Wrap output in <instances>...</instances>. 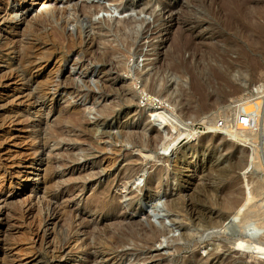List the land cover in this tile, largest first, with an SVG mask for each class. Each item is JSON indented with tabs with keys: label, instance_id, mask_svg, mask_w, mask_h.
I'll return each mask as SVG.
<instances>
[{
	"label": "rangeland",
	"instance_id": "obj_1",
	"mask_svg": "<svg viewBox=\"0 0 264 264\" xmlns=\"http://www.w3.org/2000/svg\"><path fill=\"white\" fill-rule=\"evenodd\" d=\"M72 1L74 2L71 3L74 4L76 2L75 7L78 17H74L73 11H70L69 8L66 7L67 5L65 4L67 3L65 0H25V2L21 4L17 2V5H15L16 9H29L27 16L21 19L24 23L22 21L20 22V19L15 20L14 18L6 19L5 22L0 20V176L5 175L7 178L10 174H17V177L12 179L11 183L6 179L4 183L0 181V194H3V198H6L7 202L5 210L10 212V216L4 214L7 218L5 216L3 217L2 221L5 222H3V226L5 230H8L7 233L9 236H12L9 238V243H11L10 241L14 242L11 243V248H4L0 251V257H4L6 260L7 258L8 260L11 258V264H187L188 262V264H201V259H204L202 264H264V260L261 262L259 258L261 257L260 254L251 256L252 259L248 256L252 253H256L255 250L246 251L244 248H239L233 244V238H235L234 236L236 234L232 232L230 228L218 227L199 231V228L197 229L196 227V224H198L197 218H199L198 216L200 213L205 214L209 211L203 204V199L201 198V189L204 187L218 186L219 188H224L228 183L233 184V182L242 186L244 181L246 182L247 180L250 183H259L264 186V138L259 136L260 132L257 131L258 124L260 126L258 119L261 112L263 113L264 110V102L262 100L264 99V91L259 93L261 94L260 98H262L260 99L256 98V92L249 90L254 85L262 82L264 78V15H261L264 13V0H231L235 1L236 4L234 2H232L234 3L232 4L230 0ZM225 1L228 2L225 3ZM109 4L111 7L108 13L97 10V7L102 5L109 6ZM221 4L226 7H223ZM49 5L57 9L60 8L63 13L62 19H71V21L69 20L68 22L69 24L63 25L61 24L62 21H58L60 19L57 20L56 18V22L48 18L47 13L45 14V12H47L45 9H47ZM235 5H238V7L236 6L237 9ZM123 6H126V11L120 9V7ZM77 7L80 11L82 9V11L80 12ZM86 7H90L89 10H95L91 15L93 18L88 16L94 30H91L93 31L91 32L89 31V27H86L88 30L84 29V32L80 33L78 28H80L81 24L84 25L85 23L83 22V17L85 16L82 15L86 9L88 10ZM8 9L10 8L8 7ZM6 14V11H2L0 17ZM38 15L40 17H38ZM42 16L44 20H46L47 25H45L46 27L42 29L41 33H36L40 36L38 39L36 34L29 33L32 28L29 29L26 23L28 21L30 23L33 19H43ZM102 17H109L113 21L129 20L132 22L130 28H133L132 32L136 36L133 35L131 41L133 45H130L128 47L129 49L127 47L125 48L123 45L124 43L121 44L119 41H113L114 39L112 36L97 30V28L100 29ZM76 20H78V22L81 21L78 23V26L76 25ZM73 21L76 23H71ZM57 24L59 26L61 25L60 27H63L64 31ZM36 26V24H33V28L36 29ZM25 28L27 29L25 30ZM48 29L55 30L51 32ZM73 29L75 31H73ZM22 30L25 31L21 36L22 33L19 32ZM70 31H73L72 34L74 35H72ZM48 32H50L51 35H49ZM86 32L95 36L96 43L98 39L101 41V37L105 38L106 44H104L112 49L113 56L109 55L110 58L108 57L105 59L102 64L94 62L92 55L94 52L92 53L91 50H96L97 52L96 46L99 44L97 43L96 46H93L92 44L86 43L89 40ZM67 34L71 35L68 36ZM81 34L84 35H82L83 39L80 37ZM49 36L53 38L57 37V39L51 40L52 37L49 38ZM59 37L62 39H59ZM42 39L44 40L42 41ZM68 39L71 41V44L67 43L69 42ZM17 40L34 46V49L26 54L29 57L25 56L20 62L18 55L13 57L12 54L13 47L19 45ZM56 40L57 42H55ZM250 40L253 41V44H250ZM62 42H64V44ZM57 44L58 46H56ZM141 44L143 45L141 46ZM66 45H70L69 47L73 49L71 50ZM109 45H111V47ZM253 45L255 48H253ZM100 47L102 48V46ZM141 50L143 56H138L137 53ZM78 52L81 55H79ZM39 55L41 56L38 57ZM43 56L45 58H43ZM147 57H150V61L146 60ZM74 61H81L82 68H86V72L84 73L85 76L84 74H80V70H76L75 72H73V70L70 71V66ZM117 62L118 66L116 64ZM259 63H261V66L258 65ZM11 64H14V69L22 67V69L28 68V70H31L32 76L28 75L26 79L27 81H31L33 86L30 87L25 85L24 82L26 81L23 82L19 77H16L15 70L9 67ZM120 65L122 66L119 71ZM100 68L104 74L100 72L101 74L99 73V77L101 79L103 78L105 81H103L102 87L97 81L98 70ZM256 70L257 72H255ZM151 72L154 74L155 82L157 81L156 86L154 85L155 91L150 84L151 82H148ZM78 75H80L82 79L84 78L85 86L82 87L79 85L81 83L77 81L78 78L72 79L74 82L71 81L70 78ZM147 76L148 78H146ZM34 82H43L42 84L48 82L49 85L46 90H34L33 88L36 86H34ZM59 82L61 83L59 84ZM96 83L100 87L99 91L95 89ZM104 83H106L107 87ZM236 84H238V88L234 87ZM108 85H110V87ZM73 86H78L79 89L77 87L72 88ZM86 87L89 89H86ZM92 88L95 90H92ZM102 91L105 94L102 93ZM249 98L250 100L245 103ZM66 100H68V102ZM38 106H42L41 108L43 111H52L50 117L46 121H43L40 128H49L51 125H57L56 123L58 119H60V116L65 117V119L71 118V116L69 117L68 115L76 117L74 118L75 120L81 116L80 120H78L82 123H86L85 119L86 121L92 119L91 121L89 120L90 122L87 121V123H91L99 117L96 111H101L102 107L105 109L110 106L112 115L107 117L105 123L102 124L98 131V133H101V131L106 133L101 136V139L100 136H97L98 134L93 138L94 142L96 141V148L95 146H92V148L86 141L83 142L84 140H82L83 143L77 142L79 137L78 132L76 133L77 130H75L74 133V131L70 132L67 129V131L64 130L62 141L56 140L57 142L48 141L49 143H46L44 147L45 155L41 156L39 152L35 155L32 154V150L38 145L39 141V136H37L39 132L35 133L37 127H34L38 121ZM234 106H237V109L241 112L249 113L246 119L249 120L251 125L243 127L242 129L245 131H256L254 134L257 139L255 138L256 140L254 143L247 141L245 145L242 146L232 140H226L229 137L225 134L226 132L222 133L223 131H227L224 127V125H226L224 122H226L227 119L224 115L226 111L225 108L228 110ZM81 107L85 109L83 110ZM91 107L93 109H91ZM151 107L155 109L154 113L157 119L159 118L157 116L158 114L160 115L164 112L171 113L183 121L190 122V127L198 132L201 137L190 144H185L186 139L174 133L170 126L169 133L163 136L161 132L165 124L161 126L156 125V123L152 122V119L149 120L147 118L149 114L147 110ZM91 110L93 112H91ZM85 112L89 113H86V115ZM228 113L230 114V112ZM116 127L123 128L122 130L124 131L122 132L124 133L126 131L128 133L127 135L136 131L132 139H138L140 143L139 146H135L125 132V142L120 144L118 142L113 143L112 141L111 145L113 147L109 146L108 149V146H106V149L103 151L104 143L108 144L110 139L113 140L111 136L118 131ZM107 133L109 134L107 135ZM141 134H143L142 137L139 136ZM149 135L152 137L150 138ZM157 135H160V137L162 136V140L157 141ZM219 135L225 137L222 139ZM108 137L110 139H108ZM75 138L77 139L75 140ZM152 138L155 139L153 140ZM64 140L67 143H65ZM69 140L72 141L69 142ZM205 140L208 141L206 142ZM79 141H81L80 138ZM143 141H146V146L143 145ZM153 141H157V143L155 142L154 144ZM119 145L121 146L120 148H118ZM98 146H102L101 149H99L100 147L97 148ZM189 146L191 147L187 149ZM239 147H241V150L238 149ZM114 149H119V153ZM184 149H187V151H196L191 164L185 163ZM252 149H254V151L256 150L257 152H255V154L259 155L258 158L254 157L252 168L245 174L244 169L237 168L234 171L235 173H233V179L227 178V180L225 178L222 180L220 174L224 171L223 169L228 168L230 164L234 163L236 161L235 157L238 154V156H240L244 154L242 152L248 153L251 152ZM246 150L248 151L246 152ZM63 152H66L68 155L74 154L78 157H76L78 161H80H69L68 165L65 167L63 164V156L65 155L67 157L68 155ZM89 153L91 154L89 155ZM101 156L102 159H100ZM113 157H115V161L113 160L111 168L107 172H102L101 164L107 160V158L114 159ZM16 160L22 161L24 164L20 166H16L15 164L11 165V163ZM45 161H52L49 162L51 174L53 173V189H49L51 191L50 193L44 191V186H40V178H42L45 168ZM41 165L42 169L37 170L38 166ZM128 165L133 166L134 169L125 172V176L128 175L127 178L125 177V180H127L125 181L122 178L123 170ZM215 169L220 172L217 174V171H214ZM158 170H160L158 178L150 177V175ZM19 171L24 172L25 175L22 176L16 173ZM183 171L186 174H184L185 177H182L180 174ZM87 173L92 174L93 178H87L84 185L80 186L79 180L74 181L75 177H78L76 175L82 174L87 176L85 175ZM28 174L30 178L27 177ZM208 174L214 177L211 175L208 176ZM123 182L126 184L124 187L121 186ZM157 185L160 187L157 188ZM251 185L252 184H249V187H251ZM104 186H109L110 197L108 198H110L112 203L114 202L120 205L119 211L112 210L111 208H104L106 210L99 209L100 207L90 199L95 190ZM4 187L7 188L8 191L3 192L2 189ZM197 187L201 188L198 189ZM194 188H197L199 191ZM48 195L55 196L54 199L52 198L49 209L45 203L49 199L46 197ZM138 196L143 197L140 200L137 199ZM172 196L177 197L176 199L183 207V213L185 214L187 212L188 216H191L190 221H192V223L190 222V224H188L181 222L182 219L180 216H177L178 214L170 211L166 206L169 204V200L174 198ZM262 197L263 196H260V199L258 198L259 200L257 199L256 201L257 203L262 201V205H264V197ZM50 209L60 210H57L58 212L56 211V213L54 212L53 215L49 216L48 214L51 212ZM64 209L66 211H64ZM211 210L210 213L212 217H218L217 215H220V212L217 214L216 210ZM63 213L64 216L62 215ZM67 216H69V218ZM66 217L68 219H66ZM147 222L152 226L154 225L153 227H159L164 231V235L159 237L157 239L158 241L156 240L150 247L146 249L144 247L143 249V246H138L141 242L135 238L134 240L129 239L126 241V244L125 242L122 243V247L121 245H119V247L109 246L108 242L110 239L107 237H111L112 234L114 235V230H116V232H118L119 229L125 231L130 227L129 229L135 230V232L139 234L138 236L136 234V236L139 237L140 235H144L148 229ZM70 226L73 229L70 228ZM127 226L128 228H126ZM188 226L192 229L189 230ZM66 227L69 229L67 230ZM44 228L48 230L47 232L48 234L50 233V236L47 234L43 244L38 242V245H34L36 249L35 247H30V244H32L31 241H29V239L31 240L32 238L31 234L35 233L37 237H40L43 234ZM101 228L106 229L105 232L109 234L106 233L96 245L91 244L93 241H91L92 237L90 236H92L97 229ZM110 229L113 230L111 231ZM71 230H76L78 234L74 231L71 232ZM183 230H187L188 233L192 231V235L189 233L191 236L189 241L183 237L184 232H186ZM64 232H66L67 236ZM90 233L92 234L90 235ZM188 233L186 232L185 234ZM261 233L263 235L264 230H262ZM53 235H55V238ZM56 238L57 241L60 242V244L57 243V246H62V249L58 254L59 256L56 255L55 258L52 257L48 246L52 241L56 242ZM100 241H104V243L102 242L103 244H101ZM134 241H136V246L133 244ZM105 244L108 246L106 245V247H103ZM74 249H76L78 253ZM191 257H195L196 261H192ZM188 258L191 259L189 260ZM197 259L199 261H197ZM254 259L260 263L254 261Z\"/></svg>",
	"mask_w": 264,
	"mask_h": 264
},
{
	"label": "bare ground",
	"instance_id": "obj_2",
	"mask_svg": "<svg viewBox=\"0 0 264 264\" xmlns=\"http://www.w3.org/2000/svg\"><path fill=\"white\" fill-rule=\"evenodd\" d=\"M66 1V3L67 4H65V5H67L66 7L67 8H69V10L70 11H73L72 13H73V15H74V17H78V14H77V9H76V7H75V4H76V2H75V4L74 3H71V2H74V1H72V0H65ZM112 2V0H108V2ZM118 1V0H117ZM224 1V0H223ZM231 1V0H230ZM17 2H19L20 4L22 3V2H25V0H0V14H1V12L2 11H6V15H4V16H1L0 17V20L3 22H5V20L6 19H12V18H14L15 20H18V19H20V22L22 21L21 19L22 18H24V17H26L27 16V14L29 13V9H27V8H22V9H16L15 8V5H17ZM216 2V1H215ZM228 2V1H227ZM226 1H225V3H227ZM232 2H234L235 3V1H231V3ZM222 3V2H221ZM224 3V2H223ZM230 3V4H231ZM234 3H232V4H234ZM20 4H19V6H20ZM220 4V3H219ZM236 4V3H235ZM238 4V3H237ZM50 5H52V4H50ZM50 5L47 7V9H45L47 12H45V14L47 13V15H48V18H51V19H53V20H55L56 18H57V20L58 19H60V20H58V21H62L61 22V24H63V25H68L69 23V20L71 21V19H69L68 20V18H64V19H62V15H63V13H62V11L60 10V8L59 9H57V8H55V7H50ZM78 5V4H77ZM222 6H223V4H221ZM220 5V6H221ZM229 5V4H228ZM18 6V7H19ZM98 6V5H97ZM225 6V5H224ZM223 6V7H224ZM232 6H234V5H232ZM238 7V5H235V7ZM8 7L10 8V9H8ZM50 7V8H49ZM65 7V8H66ZM84 7V6H83ZM110 7H111V5L109 4V6H105V5H102V6H99V7H97V10H99V11H102V12H109V10H110ZM226 7V6H225ZM237 7H236V9H237ZM78 8V7H77ZM86 8H88V10H89V8L90 7H86ZM86 8H84V9H86ZM220 8V7H219ZM222 8V7H221ZM61 9H63V8H61ZM91 9H93V8H91ZM95 9V8H94ZM120 9L122 10V11H126L127 10V8H126V6H123V7H120ZM224 9V8H223ZM222 9V10H223ZM227 9V8H226ZM234 9V8H233ZM78 10L80 11V9L78 8ZM87 9L83 12L84 14L82 15V16H85V17H83V22H85L84 23V25L83 24H81L80 25V28H78L77 26H78V23H80L81 21H79L78 22V20H76L77 21V28H78V31H80V33H82V32H84V29H87L88 30V28H86V27H89V31H91V30H94V28L92 27V23L90 22V20H89V17L88 16H91L92 14H93V11H95V10H89L88 11ZM221 10V11H222ZM263 10H264V8H263ZM78 11V12H79ZM81 11H82V9H81ZM80 11V12H81ZM220 11V12H221ZM225 11V10H224ZM233 11V10H232ZM231 11V12H232ZM97 12V11H96ZM223 12V11H222ZM237 12V11H236ZM67 13V12H66ZM106 13V14H107ZM233 13V12H232ZM262 13H263V11H262ZM71 14V13H70ZM72 15V16H73ZM232 15V14H231ZM261 15H264V13L263 14H261ZM261 15H260V17H261ZM44 16V15H43ZM42 16V17H43ZM81 16V17H82ZM108 16V15H107ZM38 17H40L39 15H38ZM38 17H36V18H38ZM67 17V16H66ZM92 17V16H91ZM35 18V17H34ZM46 18V17H45ZM47 18V19H48ZM93 18V17H92ZM103 19L101 20V24H100V29H98L97 28V30H100V31H102V32H104L105 34H108V35H110V36H112L113 37V41H119V42H121V44L122 43H124L123 45L125 46V48L127 47H129L130 45H133L132 44V39H133V35H135V34H133V32H132V29L130 28V26H131V24H132V22L131 21H127V20H118V21H113L111 18H109V17H102ZM264 18V17H263ZM75 19H77V18H75ZM74 19V20H75ZM78 19H80V18H78ZM32 20V19H31ZM57 20H55L56 22H57ZM259 20H261V19H259ZM49 21V20H48ZM23 22V21H22ZM54 22V21H53ZM24 23V22H23ZM31 23V24H30ZM29 23V21L26 23V25L29 27V29L30 28H32L30 31H29V33H34V34H36V33H41V31H42V29H44V27H46L45 25H47L46 24V20H44V17H43V19H41V18H38L37 20H35V19H33L31 22ZM49 23V22H48ZM71 23H74V21L73 22H71ZM76 23V22H75ZM74 23V24H75ZM33 24H36L37 26V28L35 29V28H33ZM95 24V23H94ZM58 25V24H57ZM70 25H72V24H70ZM83 25V26H82ZM147 25V24H146ZM261 25V24H260ZM264 25V24H263ZM26 26V27H27ZM35 26V25H34ZM59 26V25H58ZM61 26V25H60ZM59 26V27H60ZM27 27V28H28ZM70 27V26H69ZM97 27H99V26H97ZM264 27V26H263ZM27 28H25V30L27 29ZM61 29H63V27H60ZM64 28H65V26H64ZM67 28V27H66ZM72 28H74V27H72ZM96 28V27H95ZM147 28V27H146ZM68 29V28H67ZM70 29V28H69ZM259 29H260V27H259ZM24 30V31H25ZM49 31H51L52 32V30H53V32H54V30L55 29H52V30H50V29H48ZM47 30V31H48ZM71 30V29H70ZM82 30V31H81ZM96 30V29H95ZM262 30V29H261ZM261 30H259V31H261ZM264 30V29H263ZM23 30L21 31V32H19V33H22L21 34V36L24 34L23 32H24ZM28 31V30H27ZM63 31H64V29H63ZM73 31H75L74 29H73ZM72 31V32H73ZM89 31H87V32H89ZM71 32V31H70ZM72 32H71V34H72ZM76 32H77V30H76ZM86 32V33H87ZM91 32H93V31H91ZM258 32V31H257ZM49 33V35H51V33L50 32H48ZM55 33H56V31H55ZM98 33V32H97ZM27 34H28V32H27ZM53 34V33H52ZM71 34H69V35H71ZM25 35H26V32H25ZM33 35V34H32ZM37 35V38L38 37H40L39 36V34H36ZM41 35H44V34H41ZM48 35V34H47ZM54 35V34H53ZM52 35V36H53ZM68 35V34H67ZM68 35V36H69ZM72 35H74V34H72ZM82 35L83 34H81L80 35V37L82 38ZM86 35H88L87 37H88V42H86V43H88V44H92L93 46H96V44L98 43L99 45H97L96 46V49L98 50L97 52H96V50H91V52L93 53L92 55H93V60H94V62H96V63H98V64H102L103 62H104V60L105 59H107L108 57L110 58V56L109 55H111V56H113V51H112V49H110L109 47H107V46H105V44H106V40H105V38H103V37H99L100 38V40L101 41H99V39H98V41H97V43H96V41H95V36H93V35H91L90 33H87ZM96 35V34H95ZM98 35V34H97ZM99 35H100V33H99ZM263 35V34H262ZM52 36H49V38L50 37H52ZM56 36H58V35H56ZM79 36V35H78ZM84 36V35H83ZM136 36V35H135ZM45 37V36H44ZM77 37V36H76ZM86 37V38H87ZM2 38H3V36H2ZM69 38V37H68ZM72 38V37H71ZM257 38V37H256ZM262 38V37H261ZM39 39V38H38ZM41 39V38H40ZM55 40V39H57V37H52V39L51 40ZM59 39H62L61 37H59ZM58 39V40H59ZM64 39V38H63ZM76 39V38H75ZM79 39V38H78ZM77 39V40H78ZM83 39V38H82ZM97 39V38H96ZM263 39V38H262ZM44 39H42V41H43ZM50 40V41H51ZM69 40V39H68ZM72 40H73V38H72ZM79 40H81V39H79ZM78 40V41H79ZM18 41V40H17ZM62 41V40H61ZM251 42H250V44L253 42L252 40H250ZM257 41H259V40H257ZM263 41H264V39H263ZM45 42V41H44ZM55 42H57V40L55 41ZM71 41L69 40V42H67L68 44H71L70 43ZM79 42H81V41H79ZM100 42V43H99ZM260 42V41H259ZM9 43V42H8ZM18 43H19V45H16V47H13V49H12V54H13V57H15L16 55H18V57H19V62L20 61H22L24 58H25V56H27V57H29L28 55H26L27 54V52H30L32 49H34L33 47L34 46H30L31 44H26V43H23L22 41H18ZM23 43V44H22ZM59 43H60V41H59ZM63 44H64V42H62ZM105 43V44H104ZM256 43V42H255ZM263 43V42H262ZM55 44V43H54ZM73 44V43H72ZM77 44V43H76ZM253 44V43H252ZM60 45H61V43H60ZM78 45V44H77ZM80 45V44H79ZM123 45H122V47H123ZM143 44H141V46H142ZM56 46H58V44L56 45ZM67 46V45H66ZM70 46V45H69ZM69 46H67L68 48H70ZM72 46V45H71ZM88 46V45H87ZM100 46H102V48L100 47ZM110 47H111V45H109ZM139 46V45H138ZM137 46V47H138ZM254 46V45H253ZM67 47H65L66 49H68ZM258 47V46H257ZM263 47V46H262ZM81 48V47H80ZM113 48V47H112ZM253 48H255V46L253 47ZM259 48V47H258ZM261 48V47H260ZM54 49V48H53ZM71 49V48H70ZM73 49V48H72ZM71 49V50H72ZM87 49V48H86ZM95 49V48H94ZM114 49V48H113ZM116 49V48H115ZM129 49V48H128ZM136 49V48H135ZM51 50H52V48H51ZM50 50V51H51ZM79 50V49H78ZM261 50V49H260ZM46 51V50H45ZM49 51V52H50ZM53 51V50H52ZM135 51V50H134ZM256 51H257V49H256ZM263 51V50H262ZM26 52V53H25ZM88 52H89V50H88ZM90 52V53H91ZM7 53V52H6ZM244 53V52H243ZM259 53V52H258ZM78 54H79V52H78ZM138 54V56H143L142 55V50L140 51V52H138L137 53ZM248 54V53H247ZM262 54V53H261ZM77 55V54H76ZM79 55H81V54H79ZM90 55V54H89ZM156 55V54H155ZM245 55V54H244ZM41 55H39L38 57H40ZM60 56V55H59ZM145 56V55H144ZM147 56V55H146ZM247 56H249V55H247ZM264 56V55H263ZM2 57V56H1ZM5 57V56H4ZM35 57V56H34ZM76 57H78V56H76ZM80 57V56H79ZM92 57V56H91ZM245 57V56H244ZM262 57V56H261ZM43 58H45L44 56H43ZM60 58V57H59ZM83 58V57H82ZM248 58V57H247ZM254 58V57H253ZM253 58H252V60H253ZM18 59V58H17ZM47 59V58H46ZM81 59V58H80ZM90 59V58H89ZM243 59V58H242ZM249 59V58H248ZM30 60H32V59H30ZM50 60V59H49ZM77 60V59H76ZM79 60V59H78ZM84 60V59H83ZM146 60H149L150 61V57H147L146 58ZM251 60V61H252ZM256 60V59H255ZM26 61V60H25ZM39 61V60H38ZM240 61V60H239ZM254 61V60H253ZM257 61V60H256ZM33 62V61H32ZM35 62V61H34ZM240 62H242V61H240ZM47 63V62H46ZM236 63H238V62H236ZM247 63V62H246ZM255 63V62H254ZM256 63H258V62H256ZM84 64V63H83ZM87 64V63H86ZM117 64V66H118V62L116 63ZM252 64H253V62H252ZM261 63H259L258 65L259 66H261L260 65ZM231 65H232V63H231ZM250 65V64H249ZM257 65V64H256ZM14 64H11L9 67H12V69L13 70H15V75H16V77H19L20 78V80H22L23 82L24 81H26V82H24V84L25 85H27V86H33V83L31 82V81H27V79H26V77L29 75V76H32V73L30 72L31 70H28V68L27 69H22V67H18V69H14ZM19 66V65H18ZM21 66V65H20ZM85 66V65H84ZM97 66V65H96ZM121 66L122 65H120V69H119V71L121 70ZM253 66H254V64H253ZM253 66H251V67H253ZM259 66H258V68H259ZM264 66V65H263ZM262 66V67H263ZM57 67V66H56ZM55 67V68H56ZM232 67V66H231ZM22 70H21V69ZM60 68V67H59ZM68 68V67H67ZM103 68V67H102ZM122 68H124V67H122ZM153 68V67H152ZM253 68H255V67H253ZM257 68V69H258ZM261 68V67H260ZM30 69V68H29ZM34 69V68H33ZM69 69V68H68ZM107 69V68H106ZM224 69H226V68H224ZM229 69V68H228ZM263 69V68H262ZM261 69V70H262ZM73 70V72H75L76 70H80V74L81 75H83L85 72H86V68H82V63H81V61H74V63H72L71 64V66H70V71H72ZM102 69L100 68L98 71V78H97V81H98V83L99 84H101V87H102V85H103V78L101 79L100 77H99V73L101 72V73H103L102 71H101ZM123 70V69H122ZM153 70V69H152ZM151 70V71H152ZM227 70V69H226ZM255 70V69H254ZM253 70V71H254ZM33 71V70H32ZM69 71V70H68ZM153 71H155V70H153ZM252 71V72H253ZM14 72V71H13ZM105 72H107L106 70H105ZM156 72V71H155ZM255 72H257V70L255 71ZM255 72H253V73H255ZM258 72H260V71H258ZM68 73V72H67ZM66 73V74H67ZM89 73V72H88ZM100 73V74H101ZM158 73V72H157ZM224 73V72H223ZM227 73V72H226ZM263 73V72H262ZM34 74V73H33ZM104 74V73H103ZM107 74H108V72H107ZM259 74V73H258ZM73 75V74H72ZM90 75V74H89ZM260 75H261V73H260ZM264 75V74H263ZM34 76V75H33ZM56 76V75H55ZM67 76V75H66ZM84 76H85V74H84ZM93 76V75H92ZM103 76V75H102ZM145 76V75H144ZM150 77L148 78V76L146 77V78H148V82L152 85V87L154 88V91H155V86H156V82H155V80H154V74H152V72H151V75H149ZM228 76V75H227ZM35 77H37V76H35ZM52 77V76H51ZM59 77V76H58ZM264 77V76H263ZM49 78V77H48ZM74 78H78V80L77 81H79V83H81V84H79L80 86H85V81L81 78V76L80 75H78V76H73V78H70L71 79V81H73L72 79H74ZM89 78V77H88ZM261 78V77H260ZM47 79V78H46ZM50 79V78H49ZM69 79V78H68ZM67 79V80H68ZM87 79V78H86ZM93 79V78H92ZM91 79V80H92ZM255 79V78H254ZM52 80H53V78H52ZM58 80V79H57ZM75 80V81H76ZM158 80V79H157ZM262 80V79H261ZM49 81V80H48ZM50 81H51V79H50ZM49 81V82H50ZM59 81V80H58ZM92 81H94V80H92ZM145 81L147 82V80L145 79ZM144 81V82H145ZM57 82V81H56ZM69 82H70V80H69ZM74 82V81H73ZM84 82V83H83ZM101 82V83H100ZM105 82V81H104ZM155 82V83H154ZM35 84H34V90L36 89V90H46L47 89V87H48V85H49V83L48 82H44V84H42L43 82H34ZM61 82H59V84H60ZM65 83V82H64ZM76 83V82H75ZM87 83V82H86ZM89 83H91V82H89ZM93 83V82H92ZM42 84V85H41ZM65 84H68V83H65ZM73 84V83H72ZM105 84V86H106V83H104ZM146 84V83H145ZM148 84V83H147ZM51 85V84H50ZM56 85V84H55ZM76 85V84H75ZM87 85H89V84H87ZM155 85V86H154ZM235 85V84H234ZM54 86V85H53ZM61 86V85H60ZM67 86V85H66ZM109 87H110V85H108ZM71 87V86H70ZM77 88H78V86H76ZM76 87H72V88H76ZM88 87H90V86H88ZM93 87V86H92ZM96 87V88H95ZM95 87H93V88H95L96 90L98 89V91H99V89H100V87H99V85H97V83H96V85H95ZM107 87V86H106ZM143 87H144V85H143ZM148 87H149V84H148ZM151 87V88H152ZM234 87H236V88H238V84H236V86H234ZM56 88V87H55ZM92 88V90H95V89H93ZM150 88V89H151ZM51 89H52V87H51ZM59 89V88H58ZM58 89H56V90H58ZM79 89V88H78ZM86 89H89V88H87L86 87ZM91 89V88H90ZM104 89V88H103ZM115 89V88H114ZM55 90V89H54ZM64 91H66L65 89H63ZM82 90H83V88H82ZM107 90V89H106ZM250 91L252 90V91H254V92H256V94H257V97L256 98H260L261 97V94H259V93H262L263 91H264V78H263V81L262 82H259L258 84H256V85H254L253 87H251L250 89H249ZM115 91V90H114ZM145 91V90H144ZM149 91V90H148ZM164 91V90H163ZM87 92V91H86ZM110 92V91H109ZM150 92V91H149ZM44 93V92H43ZM56 93V92H55ZM67 93V92H66ZM69 93V92H68ZM79 93V92H78ZM102 93H104L103 91H102ZM52 94V93H51ZM96 94H97V92H96ZM105 94V93H104ZM95 95V94H94ZM85 96V95H84ZM61 97V96H60ZM66 97V96H65ZM64 97V98H65ZM89 98V97H88ZM150 98V97H149ZM154 98H155V96H154ZM85 99V98H84ZM253 99V98H252ZM260 99H262V98H260ZM127 100V99H126ZM125 100V101H126ZM150 100V99H149ZM152 100V99H151ZM250 100V98L248 99V100H246L245 101V103L247 102V101H249ZM263 100V102H264V99H262ZM67 102H68V100H66ZM86 101V100H85ZM71 102V101H70ZM84 102V101H83ZM122 102V101H121ZM128 102V101H127ZM90 105V104H89ZM94 105H95V103H94ZM126 105V104H125ZM127 105H128V103H127ZM91 106H93V105H91ZM230 106H231V103H230ZM39 108V110H38V112H37V119H38V121H37V123H36V125L34 126V127H37V129H35L36 131H35V133H37V132H39V134H37V136H39V141H38V145L32 150V154L33 155H35V154H38L37 152H39L40 154L39 155H41V156H43V155H45V150H44V147H45V145H46V143L48 142V141H55V142H57L56 140H63V138H62V135H63V133L65 132L64 130H66L67 131V129L71 132V131H74V133H75V130H77L76 131V133L78 132V141L77 142H82V140H84L83 142H87L91 147L93 146H95V148H96V145H95V142H94V140H93V138H94V136L95 135H97V136H100V139H101V136H103L106 132H102L101 131V133H98V131H99V129L101 128V126H102V124L103 123H105V121H106V119H107V117L108 116H110V115H112V111H111V109H110V106H109V108H105V109H103L104 107H102V110L101 111H99L98 112V110L96 111L98 114H97V116L99 115V117L95 120V121H93V122H91V123H87V121H89V120H87L86 121V119H85V122L86 123H82L81 121H79L80 120V118H81V116L79 117L78 115H76L77 117H79L77 120H75L74 118H76V117H73L72 115H68L69 117L71 116V118H67V119H65V117H63V116H60V119H58V122L56 123L57 125H51V127H49V128H47V127H43V128H40L41 127V124L43 123V121L45 120H47L49 117H50V115H51V113H52V111H50V110H48V111H43L42 110V106H38ZM85 107V106H84ZM72 108V107H71ZM80 108V107H79ZM82 108V107H81ZM101 108V107H100ZM99 108V109H100ZM264 108V107H263ZM83 110L85 109V108H82ZM87 109V108H86ZM91 109H93L92 107H91ZM98 109V108H97ZM112 109H113V107H112ZM226 109V111L224 112V115L227 117V119H226V122H224V123H226V125H224V127L226 128V130L227 131H223L222 133H225L229 138L228 139H226V140H229V141H234V142H236V143H239L240 145H242V146H244L245 145V143L248 141V142H252V143H254L255 142V140L257 139V137H255V134L254 133H256V131L254 130V131H245V130H243L242 128L244 127L243 125H241L240 124V121H241V111L239 110V109H237V106H234V107H232V108H229L228 110H227V108H225ZM68 110V109H67ZM78 110V109H77ZM80 110V109H79ZM75 111V110H74ZM113 111H114V109H113ZM148 112H149V114L147 115V118L150 120V119H152V122H154V123H156V125H162V124H165V126H167L168 127V129H167V127H163L164 129L162 130V134H163V136H166L168 133H169V130H170V128H169V126L171 127V129H172V131H174V133H176L177 135H179V137H182V138H184V139H186V141H185V144H190V143H192L193 141H195V140H198L201 136L199 135V133L198 132H196L192 127H190V122H188V121H183V120H181L180 118H177V117H175L173 114H171V113H166V112H164V113H161L160 115L158 114L157 116L159 117L158 119L155 117L156 115H155V113H154V111H155V109H153L152 107L151 108H148V110H147ZM73 112V111H72ZM78 112H82V111H78ZM84 112V111H83ZM91 112H93L92 110H91ZM228 112H230V114L228 113ZM88 114L89 112H85V114ZM114 113V112H113ZM56 114V113H55ZM77 114V113H76ZM84 114V113H83ZM86 114V115H87ZM80 115V114H79ZM95 115V114H94ZM229 115V116H228ZM53 116V115H52ZM89 116V115H88ZM58 117V116H57ZM56 117V118H57ZM63 117V118H62ZM73 117V118H72ZM96 117V116H95ZM264 117V110H263V113L261 112V115L259 116V119H258V121L260 122V125H261V123H262V118ZM89 118V117H88ZM65 119V120H64ZM256 119H257V116H256ZM92 120V119H91ZM90 120V121H91ZM84 121V120H83ZM89 121V122H90ZM120 121V120H119ZM147 121V120H146ZM247 121H249V120H247ZM47 123V122H46ZM45 124V123H44ZM66 125H68V126H66ZM44 126H46V125H44ZM123 127V126H122ZM117 129H118V131L117 132H115V134H113L112 136H111V138L113 139V140H111L109 137H108V139H110V141H109V143L108 144H105L104 143V148H103V151L106 149V146H108V149H109V146H112L111 144H112V141H113V143L114 142H118V143H122V142H125V140H124V136H126L128 133L126 132V135L122 132V131H124V130H122L123 128H121V127H116ZM103 129V128H102ZM107 129V128H106ZM126 129V128H125ZM68 131V132H69ZM103 131H105V130H103ZM107 131V130H106ZM128 131V130H127ZM131 131H133V130H131ZM138 131H140V130H138ZM67 132V133H68ZM114 132V131H113ZM134 132V131H133ZM131 133L130 135H127V137H129V139L131 140V142L135 145V146H139V142H138V139H132L133 138V136L135 135V132L134 133ZM130 133V132H129ZM140 133V132H139ZM201 133V132H200ZM208 133V132H207ZM259 133V132H258ZM66 134V133H65ZM64 134V135H65ZM109 133H107V135H108ZM145 134V133H144ZM158 134H160V133H158ZM142 135L143 134H141V135H139V136H141L142 137ZM156 135V134H155ZM161 135V134H160ZM160 135L158 136L157 135V141L159 140H162V136L160 137ZM176 135V136H177ZM67 136V135H66ZM110 136V135H109ZM139 136H137L138 138H140ZM171 136V135H170ZM169 136V137H170ZM222 139L225 137V136H223V135H219ZM260 136V135H259ZM65 137V136H64ZM136 137V138H137ZM149 137H150V135H149ZM152 137V136H151ZM150 137V138H151ZM178 137V136H177ZM70 138V137H69ZM68 138V139H69ZM79 138L81 139V141H79ZM98 138V137H97ZM147 138V137H146ZM165 138V137H164ZM163 138V139H164ZM168 138V137H167ZM171 138V137H170ZM204 138V137H203ZM208 138V137H207ZM206 138V139H207ZM256 138V139H255ZM264 138V137H263ZM71 139V138H70ZM74 139V138H73ZM77 138H75V140H76ZM99 139V138H98ZM97 139V140H98ZM102 139H103V137H102ZM104 139H105V137H104ZM107 139V138H106ZM126 139V138H125ZM153 140L155 139V138H152ZM142 140V139H141ZM165 140V139H164ZM263 140V139H262ZM60 141V142H61ZM70 141H72V140H69V142ZM74 141V140H73ZM99 141V140H98ZM97 141V142H98ZM129 141V140H128ZM140 141V140H139ZM152 141V140H151ZM157 141H155L156 143H157ZM204 141V140H203ZM202 141V142H203ZM206 141V140H205ZM208 141V140H207ZM206 141V142H207ZM64 142H65V140H64ZM82 142V143H83ZM101 142V141H100ZM130 142V143H131ZM146 142V141H145ZM145 142L143 141L142 143H144L143 145L144 146H146L145 145ZM154 142V141H153ZM155 142H154V144H155ZM168 142H169V139H168ZM201 142V143H202ZM205 142V143H206ZM49 143V142H48ZM65 143H67V142H65ZM73 143V142H72ZM162 143V142H161ZM165 143V142H164ZM86 144V143H85ZM116 144V143H115ZM114 144V145H115ZM153 144V145H154ZM158 144H159V142H158ZM98 145V144H97ZM116 145H118V144H116ZM157 145V144H156ZM155 145V146H156ZM203 145V144H202ZM69 146V145H68ZM73 146V145H72ZM79 146V145H78ZM77 146V147H78ZM124 146H126V145H124ZM123 146V147H124ZM163 146V145H162ZM233 146V145H232ZM74 147V146H73ZM76 147V146H75ZM83 147V146H82ZM92 147V148H93ZM100 146H98L97 148H99ZM102 147V146H101ZM101 147L99 148V149H101ZM113 147V146H112ZM121 146L119 145V147L118 148H120ZM191 146H189L187 149H189ZM228 147V146H227ZM86 148V147H85ZM88 148V147H87ZM149 148H150V146H149ZM71 149V148H70ZM76 149V148H75ZM187 149L185 150L184 149V158H185V163L186 164H191L192 162V159H193V157L195 156V153H196V151H192V150H188L187 151ZM224 149V148H223ZM238 149H240L241 150V147H239ZM81 150H82V148H81ZM98 150V149H97ZM115 151H118V153H119V149H114ZM148 150V149H147ZM245 150V149H244ZM71 151V150H70ZM69 151V152H70ZM99 151V150H98ZM114 151V152H115ZM187 151V152H186ZM233 151H235V150H233ZM248 150H246V152H247ZM92 152H93V150H92ZM108 152V151H107ZM113 152V153H114ZM121 152V151H120ZM255 152H257L256 150L254 151V149H252L251 150V152H248V153H245V152H242V153H244V154H241L240 156H236L235 157V159H236V161L234 162V163H232V164H230L229 165V167L228 168H225V169H223L224 171H222L221 172V178H222V180L223 179H227V178H230V179H233V173H235L234 171L237 169V168H242V169H244V174L246 173V172H248V170L250 169V168H252V164H253V159H254V157H259V155H257V154H255ZM64 154H66V155H68L66 152H63ZM76 153V152H75ZM94 153V152H93ZM99 153V152H98ZM110 153V152H109ZM91 153H89V155H90ZM199 154V153H198ZM61 155V154H60ZM93 155V154H92ZM106 155V154H105ZM110 155V154H109ZM181 155V154H180ZM202 155V154H201ZM81 156H82V154H81ZM32 157V156H31ZM66 156L64 155L63 156V158H64V160H63V164L65 165V167H66V165H68V163H69V161L70 162H75V161H78V157L77 156H75L74 154H72V155H68L66 158H65ZM77 157V158H76ZM119 157V156H118ZM61 158V157H60ZM95 158V157H94ZM100 158V157H99ZM114 159H112V158H107V160H105L102 164H101V170H102V172H107L110 168H111V166H112V162H113V160L115 161V157H113ZM84 159V158H83ZM100 159H102V156H101V158ZM29 161V160H28ZM62 161V160H61ZM80 161V160H79ZM78 161V162H79ZM101 161V160H100ZM49 162H52V161H49ZM48 161L46 162L45 161V168H44V170H43V174H42V178H40V186L41 187H43L44 188V191H46V192H48V193H50L51 191V188H52V186H53V177H52V175H53V173L51 174V166H50V163H49ZM102 162V161H101ZM100 162V163H101ZM182 162V161H181ZM184 162V161H183ZM94 163V162H93ZM132 163V162H131ZM184 163V164H185ZM13 164H15L16 166H20L21 164H24L22 161H19V160H16V161H13L12 163H11V165H13ZM63 164H61V165H63ZM128 164H130V163H128ZM76 165V164H75ZM178 165V164H177ZM176 165V166H177ZM4 166V165H3ZM188 166V165H187ZM8 167V166H7ZM10 167V166H9ZM42 167V165L41 166H38V168H37V170H40V169H42L41 168ZM178 167V166H177ZM4 168V167H3ZM2 168V169H3ZM132 169H134V167L133 166H131V165H128V166H126L125 168H124V170H123V179L125 180V177L127 178V176H125V172H127V171H132ZM138 169V168H137ZM140 169V168H139ZM6 171V170H5ZM16 171V170H15ZM53 171V170H52ZM186 171V170H185ZM215 172L217 171L216 169L214 170ZM159 172H160V170H158L157 172H155L154 174H152V175H150V177H154V178H158L159 177ZM218 172H220V171H217V174H218ZM16 173H18V174H20V175H22V176H24L25 175V173L24 172H16ZM81 173V172H80ZM86 173V172H85ZM94 173V172H93ZM181 175H182V177H185L184 176V171L182 172V173H180ZM214 174V173H213ZM243 174V173H242ZM243 174V175H244ZM9 175V174H8ZM27 175V174H26ZM85 175H87V176H84V175H76V176H78L77 178L75 177V179H74V181H77V180H79V182H80V186L81 185H84L85 184V182H86V180H87V178H89L90 179V177H92L93 175L92 174H85ZM134 175V174H133ZM186 175V174H185ZM209 175H211V174H208V176ZM216 175V174H215ZM41 176V175H40ZM72 176V175H71ZM131 176V175H130ZM212 176V175H211ZM224 176H226V177H224ZM15 177H17V174H10L7 178L5 177V175H1L0 176V181L1 182H3L4 183V181H5V179L8 181L9 180V183H11V181H12V179H14ZM27 177H29L30 178V175L28 174V176ZM134 177V176H133ZM149 177V178H150ZM212 177H214V176H212ZM215 177H217V176H215ZM220 177V176H219ZM243 177V176H242ZM245 177V176H244ZM28 178V179H29ZM93 178V177H92ZM179 178H180V176H179ZM208 178V177H207ZM211 178V177H210ZM122 179V180H123ZM131 179V178H130ZM182 179V178H181ZM209 179V178H208ZM215 179V178H214ZM220 179V178H219ZM219 179H218V182H219ZM72 180V179H71ZM120 180H121V178H120ZM207 180V179H206ZM212 180V179H211ZM215 180H217V179H215ZM215 180H214V182H215ZM228 180V179H227ZM68 181V180H67ZM125 181H127V180H125ZM205 181V180H204ZM208 181V180H207ZM206 181V182H207ZM121 182V181H120ZM210 182V181H209ZM55 183V182H54ZM67 183H69V182H67ZM72 183V182H71ZM110 183V182H109ZM112 183V182H111ZM119 183V182H118ZM127 183V182H126ZM203 183V182H202ZM205 183V182H204ZM212 183H213V180H212ZM232 183V182H231ZM236 183V182H235ZM234 182H233V184H230V183H228V185L226 186V187H224V188H219L218 186H208V187H204V185H203V189H201V191H202V196H201V198L203 199L202 201H203V204L206 206V208H207V210H209L208 211V213H205V214H201L200 213V215L198 216L199 218H197V220H198V224H196L197 226V229L199 228V231L200 230H206V229H210V228H218V227H225V228H230V230L232 231V232H234L235 234V238H233V244L235 245V246H237V247H239V248H244L246 251L247 250H255L256 251V253H252V254H250V255H248V256H250V258H251V256H253V255H255V254H260L261 255V257H259L260 258V260H261V262H263L262 260H264V234L262 235V230H264V205H262V201H260V203H257V199L260 197V196H263L264 197V186L262 185V184H259V183H253V182H249L248 180L245 182L244 181V183H243V185L242 186H239L238 184H235ZM242 183V182H241ZM178 184V183H177ZM184 184V183H183ZM205 184H207V183H205ZM216 184V183H215ZM214 184V185H215ZM249 184H252L251 185V187H249ZM55 185V184H54ZM124 185H126L125 184V182H123V184H121V186H123L124 187ZM225 185H226V183H225ZM76 186V185H75ZM110 186V185H109ZM109 186H104V187H101V188H99V189H97V190H95L94 191V193L91 195V197H90V199H92V201L93 202H95V204L96 205H98L100 208L99 209H104V208H111L112 210H116V211H119V207H120V205L119 204H115L114 202V204L111 202V200H110V198H108V197H110L109 196ZM196 186H197V184H196ZM56 187V186H55ZM57 187H58V185H57ZM111 187V186H110ZM160 186H158L157 185V188H159ZM59 188V187H58ZM57 188V189H58ZM81 188V187H80ZM198 189L199 188H201V187H197ZM197 188H194V189H197ZM50 189V190H49ZM53 189V188H52ZM197 189V190H198ZM154 190V189H153ZM2 191L3 192H6V191H8V189L7 188H3L2 189ZM12 191V190H11ZM157 191V190H156ZM194 191H196V190H194ZM199 191V190H198ZM197 191V192H198ZM45 192V193H46ZM59 192V191H58ZM53 193V192H52ZM156 193V192H155ZM194 193V192H193ZM14 194H15V191H14ZM152 194V193H151ZM183 194V193H182ZM57 195V194H56ZM145 195V194H144ZM15 196V195H14ZM16 196H17V194H16ZM44 196V195H43ZM47 198H49L48 200H47V202H45L46 203V206H48V209L50 208V204H51V201H52V198L54 199L55 198V196L54 195H48V196H46ZM59 197V196H58ZM142 197L143 196H138L137 197V199H142ZM151 197V196H150ZM172 197H174V196H172ZM177 197H178V195H177ZM177 197H174V198H171L170 200H169V204L168 205H166L169 209H170V211H173V212H175L176 214H178L177 216H180V218L182 219H180L181 220V222H184V223H188V224H190V222L192 223V221H190L191 220V216H188V214H187V212L184 214L183 213V207L180 205V203H179V201L176 199ZM181 197V196H180ZM197 197V196H196ZM262 197V198H263ZM57 198V197H56ZM198 198V197H197ZM135 199V198H134ZM144 199V198H143ZM194 199V198H193ZM196 199V198H195ZM199 199V198H198ZM260 199V198H259ZM258 199V200H259ZM88 200V199H87ZM45 201V200H44ZM196 201L198 202V200L196 199ZM200 202V201H199ZM263 202H264V199H263ZM6 198H3V194H0V251H2V249H9V248H11V243H14V242H12V241H10L11 243H9V238H10V236H9V234L7 233L8 232V230H5L4 229V224H3V222L4 221H2L3 220V217L6 215V216H10V212L9 211H7V210H5L6 208H5V205H6ZM141 203V202H140ZM32 204V203H31ZM202 204V205H203ZM10 205V204H9ZM65 205V204H64ZM63 205V206H64ZM94 205V204H93ZM118 205V206H117ZM193 205H195V204H193ZM52 206V205H51ZM90 206V205H89ZM165 206V207H166ZM186 206V205H185ZM198 206V205H197ZM57 207H59V206H57ZM61 207V206H60ZM193 207H195V206H193ZM55 208V207H54ZM62 208V207H61ZM95 208V207H94ZM47 209V208H46ZM66 209H67V207H66ZM167 209V208H166ZM188 209V208H187ZM199 209V208H198ZM211 209H214V210H216L217 211V214H218V212H220V215H217L218 217H212L211 216ZM9 210V209H8ZM15 210V209H14ZM51 210V209H50ZM55 209H52L51 210V212L48 214L49 216H51V215H53L54 214V212L56 213V211L58 210H55ZM60 210V209H59ZM58 210V211H59ZM62 210V209H61ZM71 210V209H70ZM104 210H106V209H104ZM195 210H197V209H195ZM18 211V210H17ZM22 211V210H21ZM57 211V212H58ZM63 211V210H62ZM64 211H66L65 209H64ZM69 211V210H68ZM72 211V210H71ZM115 211V212H116ZM169 211V210H168ZM186 211V210H185ZM184 211V212H185ZM188 211V210H187ZM198 211V210H197ZM200 211V210H199ZM31 212V211H30ZM43 212V211H42ZM49 212V211H48ZM61 212V211H60ZM102 212V211H101ZM194 212V211H193ZM196 212V211H195ZM65 213V212H64ZM64 213L62 214L63 216H64ZM5 214V215H4ZM47 214V213H46ZM68 214V213H67ZM100 214V213H99ZM21 215H22V213H21ZM48 215H47V217H48ZM71 215V214H70ZM75 215V214H74ZM197 215H198V213H197ZM196 215V216H197ZM216 215V214H215ZM5 216V217H6ZM24 216V215H23ZM72 216V215H71ZM70 216V217H71ZM53 217V216H52ZM68 218H69V216H67ZM66 217V219H68ZM74 217V216H73ZM7 218V217H6ZM21 218V217H20ZM55 218V217H54ZM60 218V217H59ZM58 218V219H59ZM47 219V218H46ZM44 220V219H43ZM120 220H122V219H120ZM64 221V220H63ZM225 221H227V222H225ZM40 222V221H39ZM67 222V221H66ZM69 222V221H68ZM196 222V221H195ZM5 223V222H4ZM41 223V222H40ZM72 223H73V221H72ZM119 223V222H118ZM148 223V222H147ZM146 223V224H147ZM53 224V223H52ZM55 224V223H54ZM78 224V223H77ZM182 224V223H181ZM180 224V225H181ZM188 224H186V225H188ZM195 224V223H194ZM12 225V224H11ZM124 225V224H123ZM183 225V224H182ZM95 226V225H94ZM93 226V227H94ZM121 226V225H120ZM131 226V225H130ZM154 226V225H153ZM152 225H150L149 223H148V229L146 230V232H145V234L144 235H140L139 237H137L139 234H137L136 232H135V230H132V229H129L128 228V226L126 227V228H128V230H118V232H116V230H114L115 232H116V234H115V232H114V235L112 234V236L111 237H107V238H109L110 240H109V246L110 247H114V246H117V247H119V245H121L122 243H124L125 242V244H126V241H128L129 239L131 240H134V238L135 239H138L139 240V242H141V244L140 245H138V246H143L142 248L144 249V247H145V249L147 248V247H150L151 245H153L152 243H154L159 237H161V236H163L164 235V231H163V229H161V228H155V227H153ZM68 227V226H67ZM66 227V229L68 230L69 228H67ZM79 227V226H78ZM102 227V226H101ZM105 227H108V226H105ZM123 227V226H122ZM185 227V226H184ZM7 228V227H6ZM70 228H72L71 226H70ZM104 228V227H103ZM133 228V227H132ZM142 228H144V227H142ZM147 228V227H146ZM163 228V227H162ZM188 228H189V226H188ZM61 229V228H60ZM73 229V228H72ZM102 229V228H101ZM97 229V231L96 232H92V233H90V235L92 234V236H90V237H92V240L91 241H93V243H91V244H93V245H96L98 242H99V240H101L105 235H106V233L107 232H105L106 231V229ZM114 229V228H113ZM112 229V230H113ZM123 229V228H122ZM136 229V228H135ZM138 229V228H137ZM187 229V228H186ZM190 229H192V228H189V230ZM221 229V228H220ZM51 230V229H50ZM66 230V231H67ZM111 230V229H110ZM111 230V231H112ZM143 230V229H142ZM188 230V229H187ZM187 230H183V231H186L187 233H188V231ZM48 230H46V228H44V230H43V234H42V236H40V237H37V234H35V233H33V234H31L32 235V238H31V240L29 239V241H31V243L32 244H30V247L32 246V247H35L34 245H38V242H40V244H43L44 243V240H45V237H47V234H48V232H47ZM72 231H74V230H71V232ZM90 231V230H89ZM140 231V230H139ZM210 231V230H209ZM35 232V231H34ZM74 232H76V230L74 231ZM186 232H184V234H183V237H185L186 238V240H188L189 241V239L191 238V236H190V234L189 233H191L192 231H190L188 234H185ZM207 232V231H206ZM5 233H7V234H5ZM65 233V235L67 236V234H66V232H64ZM77 233V232H76ZM140 233V232H139ZM199 233V232H198ZM28 234H29V231H28ZM50 234V233H49ZM48 234V236H50ZM54 234V233H53ZM74 234V233H73ZM78 234V233H77ZM77 234H75V235H77ZM107 234H109V233H107ZM136 234H137V236H136ZM141 234V233H140ZM51 235H52V233H51ZM64 235V234H63ZM89 235V234H88ZM87 235V236H88ZM191 235H192V233H191ZM205 235V234H204ZM230 235V234H229ZM9 236V237H8ZM54 236V238H55V235H53ZM58 236H60V235H58ZM74 236V235H73ZM108 236V235H107ZM193 236H194V234H193ZM12 237V236H11ZM69 237V236H68ZM76 237V236H75ZM233 237V236H232ZM27 238V237H26ZM30 238V237H29ZM53 238V239H54ZM58 238V237H57ZM57 238H56V242L55 241H52V243H49L50 245L48 246V249H49V251H50V253H51V255H52V257H55L56 258V255H58L59 253H60V250L62 249L61 247L62 246H57V243H59L60 244V242H58L57 241ZM60 238V237H59ZM73 238V237H72ZM193 238V237H192ZM62 239H63V236H62ZM65 239V238H64ZM214 239V238H213ZM28 240V239H27ZM55 240V239H54ZM59 240V239H58ZM69 240V239H68ZM107 240V239H106ZM105 240V241H106ZM28 241V242H29ZM60 241V240H59ZM137 241V240H136ZM136 241H134V243L133 244H135V242ZM158 241V240H157ZM62 242V241H61ZM76 242V241H75ZM88 242V241H87ZM101 242V241H100ZM103 243H104V241H102ZM101 242V244H103ZM86 243V242H85ZM130 243V242H129ZM132 243V242H131ZM138 243V242H137ZM62 244V243H61ZM72 244V243H71ZM100 244V243H99ZM79 245V244H78ZM90 245V244H89ZM106 245L107 244H105L103 247H106ZM224 245V244H223ZM40 246V245H39ZM42 246V245H41ZM108 246V245H107ZM135 246H136V244H135ZM79 247V246H78ZM82 247V246H81ZM93 247V246H92ZM98 247V246H97ZM117 247H115V248H117ZM121 247H122V245H121ZM224 247V246H223ZM229 247V246H228ZM63 248H64V245H63ZM77 248V247H76ZM94 248V247H93ZM133 248H135V247H133ZM137 248V247H136ZM176 248V247H175ZM182 248V247H181ZM226 248V247H225ZM31 249V248H30ZM35 249H36V247H35ZM65 249V248H64ZM78 249V248H77ZM106 249V248H105ZM222 249H224V248H222ZM74 250H76V249H74ZM81 250V249H80ZM93 250V249H92ZM114 250V249H113ZM232 250V249H231ZM4 251V250H3ZM27 251V250H26ZM31 251V250H30ZM29 251V252H30ZM109 251V250H108ZM33 252V251H32ZM62 252V251H61ZM74 252V251H73ZM76 252L78 253V251L76 250ZM28 253V252H27ZM27 253H26V255H27ZM89 254V253H88ZM208 254V253H207ZM59 256V255H58ZM62 257V256H61ZM60 257V258H61ZM256 257V256H255ZM58 258V257H57ZM192 258V257H191ZM190 258V259H191ZM228 258V257H227ZM10 259L11 258H9V260H8V258H7V260L3 257H0V264H11L10 263ZM189 259V258H188ZM189 259V260H190ZM252 259V258H251ZM192 261H196V258L194 257V258H192L191 259ZM202 261H204V259H201ZM139 261V260H138ZM197 261H199L198 259H197ZM202 261H201V264H202ZM205 261H206V259H205ZM254 261H256V259H254ZM13 262V261H12ZM113 262V261H112ZM207 262V261H206ZM205 262V263H206ZM256 262H259V261H256ZM189 263V262H188ZM187 263V264H188ZM260 263V262H259ZM204 264V263H203ZM225 264V263H224ZM261 264V263H260ZM263 264V263H262Z\"/></svg>",
	"mask_w": 264,
	"mask_h": 264
},
{
	"label": "built area",
	"instance_id": "obj_3",
	"mask_svg": "<svg viewBox=\"0 0 264 264\" xmlns=\"http://www.w3.org/2000/svg\"><path fill=\"white\" fill-rule=\"evenodd\" d=\"M249 113L247 114L246 112H241V121L240 124L243 125L244 127L250 126L251 123H249V121H247L246 117H248ZM257 131L260 132V136L263 138L264 137V117L262 118V123L261 125L257 126Z\"/></svg>",
	"mask_w": 264,
	"mask_h": 264
}]
</instances>
